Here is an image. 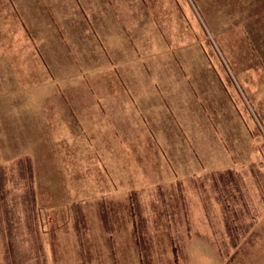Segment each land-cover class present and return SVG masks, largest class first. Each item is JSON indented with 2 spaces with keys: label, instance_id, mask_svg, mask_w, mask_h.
<instances>
[{
  "label": "rangeland",
  "instance_id": "374dc122",
  "mask_svg": "<svg viewBox=\"0 0 264 264\" xmlns=\"http://www.w3.org/2000/svg\"><path fill=\"white\" fill-rule=\"evenodd\" d=\"M88 1L99 44L44 47L51 31H26L27 66L0 60V264H264V0ZM57 2L0 0V12L28 26ZM82 54L110 60L106 80L90 70L91 92L120 89L138 107L134 119L121 100L129 130L109 173L58 163L54 128L37 130L53 92L81 90L64 82L77 68L49 61Z\"/></svg>",
  "mask_w": 264,
  "mask_h": 264
},
{
  "label": "crops",
  "instance_id": "0c3cea01",
  "mask_svg": "<svg viewBox=\"0 0 264 264\" xmlns=\"http://www.w3.org/2000/svg\"><path fill=\"white\" fill-rule=\"evenodd\" d=\"M88 3L89 1L84 3L83 0H58L56 7H49V17L46 16L45 12L40 15V12L33 10L31 12L33 17L30 18L31 23L28 26L23 22L12 23L10 21V15L12 14L10 7H3L0 12V19H2L0 21V60L5 62L7 67L13 69L27 66L26 60L22 57L25 55L27 47L31 49L33 47H30V44L26 42V31H32L36 35L39 34V31H51V34H47L42 40L44 47L56 46L65 50V45L70 44L77 50L80 45H87L90 49L93 44H99V31H102L104 23L101 14L91 11ZM18 17L23 21H27L26 14L21 17L19 13ZM103 18H105L104 15ZM1 31H19V33L15 35V32H7L6 34ZM91 31L92 35H90ZM82 48L84 47L82 46ZM16 51L20 59L16 57ZM29 53L33 56V60L29 62L28 66L38 68L37 73L35 71L31 73L36 76L38 82H41V69L43 65H47L42 64V60L36 59L39 56L35 51ZM79 56L80 59L71 62H66L62 58L58 61L53 59L54 63L49 61V68L59 66L77 68L78 73L65 79L64 82L78 83L81 85V90L79 92L67 91L66 93L53 92L52 96L57 94L58 103L51 104V107L55 109L50 110L52 112L50 116L55 117L42 119V110L35 111V116H39L37 130L41 133L43 124H49L50 130L54 128L55 132H52L53 134L50 136L51 144L55 145V142H57V147L65 149L64 154L59 155L58 163H68L67 161L71 164L96 162L103 164L105 172L109 173L105 165L123 164L121 158L122 139L118 135H121L122 131L129 130V128L125 129L120 124L123 111L121 100L123 97L128 99L129 104L125 105L124 110L127 112V116L134 119L138 115L137 103H134L133 98L130 96L126 97L120 89L108 92H91L90 84L97 83L91 81L90 70L92 68L97 69L92 70V72L98 78L99 83L100 80L105 79L103 77L106 70L105 62L110 63V60H90L83 54ZM114 75L117 74L113 73L112 76ZM116 77L113 78L114 81H116ZM48 78L50 83L57 82L54 80L55 76L50 73ZM117 80L120 82L118 77ZM53 98L55 99V97ZM54 133L59 139L55 140ZM105 133H115V135L117 133V138L115 136L114 139L106 142L103 139L104 137L99 138ZM90 157H93V159L91 160ZM115 170L116 175L119 171L118 168H115ZM120 173L124 174L125 168L122 167ZM109 178L115 179V176L112 175ZM166 179L168 177L163 174L158 185H162Z\"/></svg>",
  "mask_w": 264,
  "mask_h": 264
}]
</instances>
